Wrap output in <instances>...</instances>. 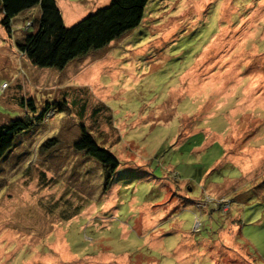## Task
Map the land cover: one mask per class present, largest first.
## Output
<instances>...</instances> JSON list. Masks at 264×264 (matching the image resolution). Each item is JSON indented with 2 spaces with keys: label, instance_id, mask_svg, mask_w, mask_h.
<instances>
[{
  "label": "rangeland",
  "instance_id": "rangeland-1",
  "mask_svg": "<svg viewBox=\"0 0 264 264\" xmlns=\"http://www.w3.org/2000/svg\"><path fill=\"white\" fill-rule=\"evenodd\" d=\"M56 3L70 25L111 0ZM39 13L0 22V123L54 109L0 157V264H264V0H149L62 68L18 47Z\"/></svg>",
  "mask_w": 264,
  "mask_h": 264
},
{
  "label": "trees",
  "instance_id": "trees-1",
  "mask_svg": "<svg viewBox=\"0 0 264 264\" xmlns=\"http://www.w3.org/2000/svg\"><path fill=\"white\" fill-rule=\"evenodd\" d=\"M148 1L111 0L109 5L100 7L76 22L66 25L56 0H0L2 11L0 22L6 32L10 33L12 17L25 8L38 5L40 13L36 20L37 27L24 37L18 47L35 65L62 68L74 57L102 48L139 25L144 17ZM28 23L32 25L34 21L28 20ZM26 103L25 107L28 108L26 116H14L7 122L0 123V157L12 145L17 133L31 127L35 122L45 120L49 111L54 110L51 107L52 103L46 101L37 114L34 113L30 117L28 111L30 109L36 111L37 107L32 98L27 99ZM54 103L60 110L66 106L65 99L54 101ZM74 146L77 150H83L95 157L110 170L109 173L120 165L118 157L110 149L100 145L85 125H81V137L75 141ZM61 232L59 231L54 241L64 242L70 253L80 257L73 246L62 239ZM95 255H99V252ZM112 256L118 257L112 251L106 252V259L101 260L100 263L109 264V257Z\"/></svg>",
  "mask_w": 264,
  "mask_h": 264
},
{
  "label": "crops",
  "instance_id": "crops-1",
  "mask_svg": "<svg viewBox=\"0 0 264 264\" xmlns=\"http://www.w3.org/2000/svg\"><path fill=\"white\" fill-rule=\"evenodd\" d=\"M78 12H76V14H77ZM76 22V21H75ZM74 23V22H73ZM72 24V23H71Z\"/></svg>",
  "mask_w": 264,
  "mask_h": 264
}]
</instances>
